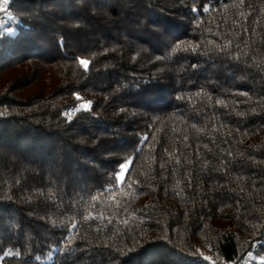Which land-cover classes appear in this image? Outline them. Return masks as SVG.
I'll use <instances>...</instances> for the list:
<instances>
[{"label": "trees", "instance_id": "obj_1", "mask_svg": "<svg viewBox=\"0 0 264 264\" xmlns=\"http://www.w3.org/2000/svg\"><path fill=\"white\" fill-rule=\"evenodd\" d=\"M250 255L264 264V0H9L0 264Z\"/></svg>", "mask_w": 264, "mask_h": 264}, {"label": "snow or ice", "instance_id": "obj_2", "mask_svg": "<svg viewBox=\"0 0 264 264\" xmlns=\"http://www.w3.org/2000/svg\"><path fill=\"white\" fill-rule=\"evenodd\" d=\"M8 3H9V0H0V11H6V6H7ZM79 63H80V65L83 66L85 69H86L87 66H88V61H87V60L80 59V60H79ZM77 99H79V97H77ZM87 107H88L87 104H82V105H81V108H82V109H87ZM80 110H81V109H74V110H72V111H80ZM65 115L68 116L69 119H70L71 112L66 113ZM123 172H124V167L122 166V167H121V173H120V174H117V176H116V179L119 180L121 183H123V178H122V176H123ZM72 227L75 228V224H73ZM4 255L7 256L8 253H4ZM249 258H250V257H249ZM206 259H207V258H206Z\"/></svg>", "mask_w": 264, "mask_h": 264}, {"label": "built area", "instance_id": "obj_3", "mask_svg": "<svg viewBox=\"0 0 264 264\" xmlns=\"http://www.w3.org/2000/svg\"><path fill=\"white\" fill-rule=\"evenodd\" d=\"M256 250H257V246H254L252 251H256ZM240 264H252L251 255L248 256L246 259H244Z\"/></svg>", "mask_w": 264, "mask_h": 264}, {"label": "rangeland", "instance_id": "obj_4", "mask_svg": "<svg viewBox=\"0 0 264 264\" xmlns=\"http://www.w3.org/2000/svg\"><path fill=\"white\" fill-rule=\"evenodd\" d=\"M125 169H126V166H124V171H125ZM124 173V172H123Z\"/></svg>", "mask_w": 264, "mask_h": 264}]
</instances>
